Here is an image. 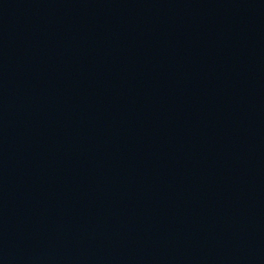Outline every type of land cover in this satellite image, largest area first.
Returning <instances> with one entry per match:
<instances>
[{
	"label": "water",
	"instance_id": "95a60500",
	"mask_svg": "<svg viewBox=\"0 0 264 264\" xmlns=\"http://www.w3.org/2000/svg\"><path fill=\"white\" fill-rule=\"evenodd\" d=\"M126 63L132 264H264V0H143Z\"/></svg>",
	"mask_w": 264,
	"mask_h": 264
}]
</instances>
